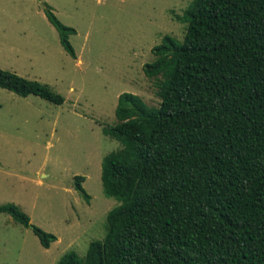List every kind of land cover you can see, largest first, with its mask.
Segmentation results:
<instances>
[{
    "label": "trees",
    "instance_id": "obj_1",
    "mask_svg": "<svg viewBox=\"0 0 264 264\" xmlns=\"http://www.w3.org/2000/svg\"><path fill=\"white\" fill-rule=\"evenodd\" d=\"M63 50L76 59L65 26L43 3ZM143 74L157 107L122 93L116 125L103 135L119 148L101 162V184L117 206L105 236L86 254L56 264H264V0H192ZM0 88L60 106L47 85L0 69ZM74 178V189L89 202ZM0 213L32 229L49 249L57 238L32 226L12 203Z\"/></svg>",
    "mask_w": 264,
    "mask_h": 264
},
{
    "label": "rangeland",
    "instance_id": "obj_2",
    "mask_svg": "<svg viewBox=\"0 0 264 264\" xmlns=\"http://www.w3.org/2000/svg\"><path fill=\"white\" fill-rule=\"evenodd\" d=\"M192 0H0V69L47 85L60 106L0 88V205L12 203L32 226L57 240L44 249L32 229L0 213V264H56L67 252L83 258L105 236L101 162L119 148L102 129L116 125L122 93L157 107L144 64L165 35L181 41V16ZM43 3L74 28L72 59L46 19ZM82 176L86 202L74 189Z\"/></svg>",
    "mask_w": 264,
    "mask_h": 264
}]
</instances>
